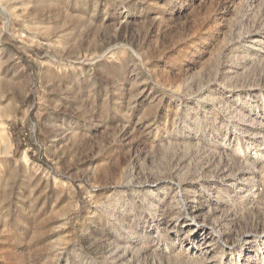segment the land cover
I'll list each match as a JSON object with an SVG mask.
<instances>
[{
	"label": "rangeland",
	"instance_id": "rangeland-1",
	"mask_svg": "<svg viewBox=\"0 0 264 264\" xmlns=\"http://www.w3.org/2000/svg\"><path fill=\"white\" fill-rule=\"evenodd\" d=\"M2 3L0 264H264V0Z\"/></svg>",
	"mask_w": 264,
	"mask_h": 264
},
{
	"label": "bare ground",
	"instance_id": "bare-ground-1",
	"mask_svg": "<svg viewBox=\"0 0 264 264\" xmlns=\"http://www.w3.org/2000/svg\"><path fill=\"white\" fill-rule=\"evenodd\" d=\"M0 9L3 10V12L8 13L7 5H5L4 3L0 4ZM6 27H7V25H6Z\"/></svg>",
	"mask_w": 264,
	"mask_h": 264
}]
</instances>
